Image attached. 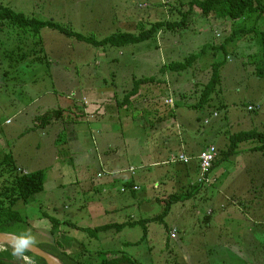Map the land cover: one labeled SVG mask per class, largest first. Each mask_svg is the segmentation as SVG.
<instances>
[{"label":"rangeland","instance_id":"374dc122","mask_svg":"<svg viewBox=\"0 0 264 264\" xmlns=\"http://www.w3.org/2000/svg\"><path fill=\"white\" fill-rule=\"evenodd\" d=\"M192 1L0 0V6L30 18L53 20L74 32L101 40L119 32L136 34L141 26L149 28L158 21L179 22L182 14L190 9ZM262 3L264 5V0ZM189 15L186 28L165 29L157 37L123 48L97 49L57 30L43 29L42 46L49 65L31 62L34 58L30 56L33 43L29 36L17 35L23 33L21 30L7 27L0 31V141H3L0 149L7 144L2 150L8 152L13 147H10V141L16 140V150L22 164L32 168L33 172H46L44 191L28 204L21 201L15 206L14 210L19 213L22 222L11 226L9 230L12 234L30 230L36 240L35 246L54 255L59 253L52 247L56 239L61 247L74 254L93 257L97 252L123 251L140 264H185L183 258L196 253L201 255L203 248L205 256L202 259V256L199 257L200 261L195 264H264V216L260 217L263 219L261 224H246L244 214L235 209V215L230 217L234 222L225 215L223 224L217 225L214 217L210 227H206L204 216L182 214L184 209L179 214L183 203L176 202L163 220L150 222L146 227L141 224L127 226L121 231L101 233L94 239L84 230L145 219L138 210L137 201L145 195L149 196L154 181L163 183L162 189L170 194H181L187 180L173 183L167 177V172L170 175L176 164L181 166L179 161L171 163L173 159L178 160L181 154L186 155L175 125H171L172 134L167 141L154 140L149 135L148 126L156 124V120L164 115L163 111L170 109L165 105L168 93H171V100L175 103L178 101L176 95L184 93L189 105L198 103L204 85L217 68L221 80L211 100L197 109L187 107L186 111L176 112L179 120L186 122L188 141L197 138L200 145L213 142L219 149L223 139L228 140L230 135L252 129L264 131V62L256 45L237 37L234 43L226 42L224 50L219 49L233 31L231 20H208L197 9ZM245 22H241L240 26L250 28L257 23L256 19ZM257 25L260 31H264V16ZM200 51L203 52L199 60L187 71L169 70L163 73L170 63L183 62ZM149 77H154L156 82L141 86V95L131 102L132 109L140 113L133 116L128 112L129 116L124 115L129 108H117V103L133 88L134 80ZM95 89L111 91L114 97L110 99L111 102L107 96H104V100L102 97L99 99L97 92H93ZM93 104L98 107L93 109ZM101 107L107 109V115L98 114ZM249 107L254 108L253 111ZM68 108L73 109L68 113L71 117L83 114L85 118L78 117L81 134L77 144L64 147L56 162L59 156L53 141L60 134L57 128L30 135L19 132L32 126L36 116ZM215 113L219 114L218 118L213 117ZM108 116L111 117V121L107 122L108 132L101 134L98 132L101 122L98 121L103 117L108 120ZM9 118L13 120L12 125L5 124ZM206 120L209 121L207 125ZM69 135L63 132L62 140H69ZM253 143L249 141L239 145V153L227 163L237 165L230 174L220 179L215 175L210 177L214 183L216 181V188H223L226 194L239 198L243 205H247L248 212L251 206L258 207L259 211L264 209V156L248 152V149L256 146ZM112 158H119L120 166L133 165L138 168L142 163L146 164L147 168H138L142 177L146 175L145 171L150 173V179L140 181L143 187L141 194L110 195L102 193L101 189H95V192L89 190L95 185L93 179L97 173L105 170L107 167L104 164H108ZM163 161L168 164L161 163ZM154 162L160 164L153 166ZM57 163L61 166L58 167ZM160 171H166L164 177L167 178ZM197 176L194 172L191 178L196 179ZM224 180L226 183L223 187ZM213 193L218 200L217 191ZM213 193L203 192L210 200L214 199L211 196ZM95 198L103 211L99 210V206L87 208V203ZM111 198L115 199L114 204L118 208L116 215L105 212ZM140 205H143L141 201ZM164 207L163 204L154 203L147 218L160 216ZM207 208L208 205L204 207L205 212ZM52 219L60 222L54 238L51 234ZM239 223H244L241 225L243 227H256L258 246L255 247L250 239L253 234H243L241 239H229L225 234L220 243L207 234L209 231L206 229L213 231L220 226L225 231L239 226ZM173 224L178 225L186 235L178 238L177 242L169 238L168 242L167 228ZM125 243L130 245L125 247ZM231 243L238 247H230ZM224 244L227 247L224 248ZM30 261L38 264L35 260Z\"/></svg>","mask_w":264,"mask_h":264},{"label":"trees","instance_id":"16d2710c","mask_svg":"<svg viewBox=\"0 0 264 264\" xmlns=\"http://www.w3.org/2000/svg\"><path fill=\"white\" fill-rule=\"evenodd\" d=\"M194 9L200 10L202 16L207 17L208 20L210 18H213V20L217 22L220 19L231 20V29L233 31H231L230 35L225 40L223 45L219 46V49L224 50L226 47V42L227 44L234 43L237 37H241L242 40H248V44L256 45L255 47H257V51L259 50V54L263 56L262 60L264 62V31H260L257 28V24H259L260 20L264 16V5L262 3V0H193L192 2H190V9L186 13L182 14L181 12L183 18L179 22H173L168 20L158 21L150 25L149 28L141 26V29L136 34L128 32H119L114 33L101 40H97L92 36H85L83 34L74 32L66 27H63L62 25L56 23L53 20H40L36 18H30L23 13H19L7 7L0 6V31H3L7 27L21 30L23 33L19 32L17 33V35L29 36L33 43L32 53L30 54V56H34V58L31 62H38L41 64L49 65L50 62L47 58V55H45V50L42 46L43 41L41 38V31L43 29L49 28L52 30H57L67 37L75 38L76 40L91 45L97 49L107 47L123 48L128 45L140 44L144 41L150 40L151 38L157 37V35L165 29L173 30L186 28L189 24L187 23V16L189 17V14H192ZM251 19H256L257 23H255L254 26L250 28H243L242 26H240L241 22V24H244L246 23L245 21H249ZM202 52L203 51H200V53L191 54L183 62L170 63L167 68L163 69V73L165 74V72L169 70L175 72L187 71L188 69L193 67L195 63H197ZM215 64L219 65L218 63ZM260 74L262 75V73ZM220 80L221 78L219 72L217 68H215L208 82L204 85L202 89V97H200L201 99L199 100V102L194 105L191 104L192 106L188 105L187 107L197 109L208 103L211 100L212 95L215 94ZM134 81L135 83L133 88L125 93L124 99L121 102L117 103V108H127L131 106V101L132 99L137 97L141 86L146 85L148 83H154L156 82V79L154 77H149L136 79ZM176 96L178 101L176 103L174 101L173 106H171L169 103H166L167 100L165 101L166 104H164L166 106H169L170 109L169 111H163L165 113H163L164 115H161V118H159L160 120L165 121L173 118V122L176 121V111L172 113L171 110H175L176 108L182 106L183 104L181 105L180 101L188 102V98L185 93L177 94ZM169 99L172 98H168V100ZM64 111L67 112V122L78 123L80 122L78 119L79 116L85 118V115L83 114H76L74 118H71L68 113L70 114L73 111L72 108H68V110L58 109L55 111L46 112L43 115L37 117V120H39V127L49 123L53 119L59 118L65 113ZM159 119L157 120V122L159 121ZM148 127H150L151 130L152 125H149ZM249 141H253V144L256 145L248 149L249 152L260 153L262 154V156H264V131L254 129L249 131H242L230 135L226 149H218V158L214 162L212 170L218 167L223 162L233 158L236 154L239 153V145L241 143ZM129 171L131 172V169ZM135 171L136 170H134V172H131L132 176L135 175ZM106 175L110 174L108 172L103 174V176ZM45 176L46 172L43 170H38L34 172H25L23 170H20V168L16 164L13 155L11 153H5L0 150V233L12 234L9 230L11 226L22 222L19 213L15 211L14 208L21 201L24 204H28L30 200L33 199L37 194H40L44 191ZM213 184L214 183L207 187L210 188L213 186ZM134 185L135 180H133L132 182L130 181L124 183V185L119 188L118 192L134 196V194L136 193V191L133 190L135 188ZM201 187L202 185H196L192 187L189 192H186L184 194L170 195L168 202L164 207L163 213L160 216L123 224L112 223L104 226L95 227L94 229L88 228L84 230L89 235V237L94 239L97 238L101 233H106L111 230L121 231L127 226H135L137 224H141L146 227V225L150 222H154L156 220H163L169 214L170 209L174 203L184 202L192 198L195 192H200ZM237 203L240 204L239 201H237ZM51 222V234L54 238L53 235L59 229L60 222L54 219H52ZM167 230L169 234V242V228H167ZM52 247L56 248V250L59 252L58 255H52L59 258L64 264H140L134 257L128 255L123 251L97 252L93 257H91V255L85 257L84 254H74L73 252L68 253L65 248L61 247V244L56 239L53 240ZM3 248L4 250H0V264H24V262L18 260L15 256L12 255V249L8 247V245H3ZM25 255L29 257L30 260H35V262H37L38 264H46L43 259L34 256L30 252H26Z\"/></svg>","mask_w":264,"mask_h":264},{"label":"crops","instance_id":"0c3cea01","mask_svg":"<svg viewBox=\"0 0 264 264\" xmlns=\"http://www.w3.org/2000/svg\"><path fill=\"white\" fill-rule=\"evenodd\" d=\"M93 92L94 93L97 92L98 98L101 99V97H102V100H104L103 99L104 96H107L109 98L110 102H111L110 99L114 97V95L112 94L111 91H104L103 92L101 89L100 90L95 89V90H93ZM141 93H142V90L139 91V94L137 96L141 95ZM170 94L171 93H168V95H169L168 98H171ZM90 95L93 96L94 94L92 95V93H90ZM168 98H166V99L168 100ZM180 103L183 104L184 106H180V107L176 108L174 111H176L177 113L182 112V111H186L185 108H187V106L189 105L185 101H180ZM97 107H98V105H96V104L92 105L93 109H95ZM132 107H133L132 105L127 107L129 109L124 112V115L127 114V116H129L128 112L132 113L133 116L135 114L140 113L138 111H135L134 108L132 109ZM98 110H99L98 114H100L102 116L107 115V111L105 110V107H101V109H98ZM215 114H217V113H215ZM215 114L213 117L218 118L219 114H217V116H215ZM63 115L60 116L59 118L51 120L49 123H47L43 126H40V127H39V122L37 121V117H39L40 115L36 116L32 126H30L29 128L21 129V132H19V133H21L22 135L47 133V131L50 128H52V127L57 128L58 133H60V134L57 135V137L53 141V145L55 146L56 152L59 156V157H56V159H55V161L57 162V161H59V159L61 157L60 154L62 152V149L66 146L73 147V144H77L78 138L81 134V131L79 132V128H80L79 125H81V123L78 122V123L69 124L67 122V119H66L67 112H65ZM14 117H16V116H14ZM9 121H11V122L8 123ZM109 121H110L109 116H108V120L104 119V117H103V119L101 118L98 121L101 123H99V124L97 123L99 125V131L98 132H100L101 134L108 132V129H106V128H107V122H109ZM5 124L6 125H12L13 120L11 118H9L6 120ZM171 125H175L176 132L178 133L179 141H180V137L182 138L181 143H183V146H184L183 149L185 150L186 155L189 157V163H182L181 162L180 167L178 164H176V167L170 172V175H169V172H167V177H169V179L172 180L173 183H175L176 181L179 183L180 180H184V181L187 180L186 181L187 184H185V186H182V190H181V194H184V193L190 191V189L192 188V187H190V183L195 180V178H191V175H193L194 172H196L198 175V156H199V154L208 145H213L215 143L209 142V143H205L203 145H200V142L198 141L197 138H195V140H189L188 141L187 136L189 134L187 133V130H186V122L180 121L178 116H177L175 123H173V121H171V120L163 121V120L159 119V121L156 124L153 123L152 129L150 130L149 135H151V137L154 138V140L155 139H166V141H167L172 134ZM178 127L180 128V130L178 129ZM197 131H199V130L197 129ZM63 132L70 133V135L68 136L69 140L68 139H66V140L61 139L62 138L61 134ZM225 138H227V137H225ZM2 142L3 141H0V143H2ZM221 144H222L221 146L219 145L220 146L219 149H226L227 145H228V140L223 139ZM49 145H50V143H49ZM11 146H13L12 149L8 150V152H5V153H11L14 156L16 164L18 165L20 170H23L25 172H33V171H31L32 168L28 167L27 165L22 164V159L19 157V153L16 150V146H17L16 140L10 141V147ZM6 147H7V144L2 146V148H6ZM2 148L0 150L2 152H4L2 150ZM148 153L150 154L151 151H148ZM250 153L251 154H258V153H252V152H250ZM159 158H161V154H160ZM119 162H120L119 158H112L109 160L108 164H104L105 167H107V168H105V170L102 169L99 173H97L95 179H93V182L95 183V185L90 187L89 190H92V191L94 190V192H95V189H97L98 191L101 189L102 193L110 194V195H116V194H119L118 190H119V188H121L124 185V183L130 182V181L132 182L133 180H135L134 186L139 187L140 190L136 191L134 196H137V193H140V192L142 193L143 187H142V184L140 181H142L143 179H150V173L145 171L144 174H146V175L142 177V176H140V174L138 172V168H140V169L147 168L146 164L142 163V165L140 167L136 168L133 165H129L127 167L125 165L120 166ZM161 163L168 164V162H164V161ZM227 163H228V161H225V164L223 162L218 167L214 168L211 171L210 177H211V175H215V177H217V179L223 178L227 174H230L231 170H234V167L237 166L236 163H234V164H227ZM159 164H160V162H154L152 165L158 166ZM59 166H61V165L58 164V167ZM38 167H41V166H38ZM130 169L136 170L135 171L136 173L134 176H132L131 172L129 171ZM218 170L220 172L218 175H216L215 173ZM106 172H108L110 175L103 176V174ZM165 173H166V171H160V174L163 177H164ZM151 177H152V173H151ZM167 177L165 176L164 178H167ZM78 181H79V179H78ZM215 183H216V181H215ZM215 183L210 188H208L207 186H202L199 193L195 192V194L193 195L192 198L182 202L183 204L181 205V209L178 211L179 214H180V211H182L184 209L182 214L183 213H189L193 216H204L203 223L206 225V227H210V224H211L214 217L216 218L215 221H216L217 225H219V224L221 225L224 222V216L227 215L228 216L227 218L230 219V217L234 214L233 210L235 209V210H238L240 213L244 214L243 218H244L246 224L247 223L249 224V222L251 225L252 224L257 225V223L261 224V222H262L261 220H263V219H260V217L264 216V209L259 211L258 207L254 208V206H251V208H248V209H250L248 212L247 211V205H243L240 202L239 198L234 197V196L231 197V196H229V194H226V192L223 188H216ZM225 183H226V180H224V183H222L221 186L224 187ZM163 185H164L163 183H158V182L154 181V184H153L152 189H151L153 191L148 194L149 196L145 195L140 200L143 205H140L139 200L137 201L138 210H139V212L144 214L145 219H149V218H147V216L149 215V213L151 211V206L154 203L163 204L165 206L168 202L167 198H169V196L172 195L169 192H167V190L162 189ZM213 187H215L216 189L215 188L213 189ZM149 188H151V187H149ZM214 191H217V194L219 195L218 200L216 198L217 196L213 193ZM203 192H209L210 194L213 193L211 196L214 199H212V200L208 199V196L203 194ZM96 199L97 198H95V200ZM95 200L89 201L86 205L87 208L93 209L96 206H99L100 207L99 210L103 211V208L100 206L99 200L98 199L96 201ZM114 201H115L114 198L110 199L109 208H107L105 210V212L107 214H109L111 212L113 215H116L118 208L114 204ZM234 201H236V202L239 201L240 204L235 205L233 203ZM208 202H210V204ZM206 205H208V208H207V211L205 212L204 207ZM255 211H257V212H255ZM230 221L234 222L235 220L230 219ZM117 224H119V223H117ZM120 224H123V223H120ZM242 224H244V223H239V226L237 225V227H230V229L227 228L225 231L220 226L213 231H210L208 229H206V230L209 231L207 234H211L212 236H214L212 238L214 240H217L216 243L217 242L220 243V241L224 240L223 238H225V234H227L229 236V239H233V238L241 239L243 234L244 235L245 234H253V237L250 235V239L253 241V244L255 245V247L258 246L259 235L257 234L256 227H254V228L252 226L247 227V225L243 227V226H241ZM263 225H264V221H263ZM173 228H176L179 231L178 237L176 239H172L173 241L177 242L178 238H181L182 236L185 237L186 232L182 231L181 228L176 224L175 225L173 224L172 226L169 227L170 233H171V230ZM201 232H203V231H201ZM203 237H204V234L200 238L201 241L203 240ZM108 238L112 240L111 237H108ZM212 244L215 245L214 243H212ZM127 245H130V244L129 243L124 244L125 247H128ZM232 245L234 248L238 247L234 243H231L230 247ZM223 247L225 248L227 246L224 244ZM204 250H205V248H203L201 250V255L196 253V254L190 255V257H188L186 259L183 258V261L185 262V264H195L197 261H200L199 257L202 256L201 259L204 258V256H205L203 253ZM66 251H67V249H66ZM247 254H249V253H247ZM87 256L88 255H85V257H87ZM244 257L247 258L246 255ZM200 264H202V262Z\"/></svg>","mask_w":264,"mask_h":264},{"label":"built area","instance_id":"2783aa9c","mask_svg":"<svg viewBox=\"0 0 264 264\" xmlns=\"http://www.w3.org/2000/svg\"><path fill=\"white\" fill-rule=\"evenodd\" d=\"M166 103H169L171 106H173V101L171 99L167 100ZM250 110H253L254 108L249 107ZM215 116H217V114H215ZM11 121H9L8 123H10ZM206 124H208V121H206ZM218 158V149L216 148V146L214 145H210L208 147H206L198 156V170H199V174L197 179L194 182H191V187H194L196 185H202V186H209L212 183H214L211 179H210V174H211V170L213 167L214 162L217 160ZM185 162L187 163L189 161V159L184 155L181 154L179 159H173V163L175 162ZM131 172H134V169H131ZM133 190H139L138 187H135ZM124 191V190H122ZM235 205H238V203L236 201L233 202ZM178 236V229L173 228L171 233H170V238L171 239H176ZM0 250H4L3 247L0 246Z\"/></svg>","mask_w":264,"mask_h":264},{"label":"clouds","instance_id":"9594fccd","mask_svg":"<svg viewBox=\"0 0 264 264\" xmlns=\"http://www.w3.org/2000/svg\"><path fill=\"white\" fill-rule=\"evenodd\" d=\"M208 146H210V145H208ZM185 156L187 157V155H185ZM177 162H175V163H177ZM171 163H173V162H171ZM182 163H185V162H182ZM187 163H189V161ZM198 174H199V170H198ZM190 187H191V183H190ZM139 190H140V188H139ZM139 190H136V191H139ZM7 244H8V247H10L12 249V255L15 256L18 260L24 262L25 264H34V262L30 261L29 257H27L25 255V253L28 251H31V249H33L35 244H36V240L33 237V235L31 234L30 230H26L25 232L20 233V234L10 235L9 236V242ZM0 245H2V244H0Z\"/></svg>","mask_w":264,"mask_h":264},{"label":"water","instance_id":"95a60500","mask_svg":"<svg viewBox=\"0 0 264 264\" xmlns=\"http://www.w3.org/2000/svg\"><path fill=\"white\" fill-rule=\"evenodd\" d=\"M12 234L8 233H0V244L8 245L9 236ZM36 257L43 259L46 264H64L59 258L55 257L54 255L42 250L41 248L34 246L31 251H28Z\"/></svg>","mask_w":264,"mask_h":264},{"label":"bare ground","instance_id":"6f19581e","mask_svg":"<svg viewBox=\"0 0 264 264\" xmlns=\"http://www.w3.org/2000/svg\"><path fill=\"white\" fill-rule=\"evenodd\" d=\"M1 247H3V245H0ZM25 264V263H24Z\"/></svg>","mask_w":264,"mask_h":264}]
</instances>
